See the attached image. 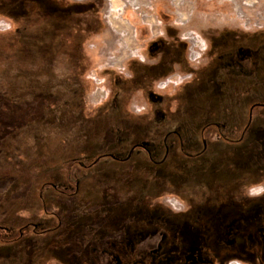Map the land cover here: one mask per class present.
I'll list each match as a JSON object with an SVG mask.
<instances>
[{
    "label": "rangeland",
    "instance_id": "1",
    "mask_svg": "<svg viewBox=\"0 0 264 264\" xmlns=\"http://www.w3.org/2000/svg\"><path fill=\"white\" fill-rule=\"evenodd\" d=\"M258 102L264 0H0V264H264Z\"/></svg>",
    "mask_w": 264,
    "mask_h": 264
},
{
    "label": "flooded vegetation",
    "instance_id": "2",
    "mask_svg": "<svg viewBox=\"0 0 264 264\" xmlns=\"http://www.w3.org/2000/svg\"><path fill=\"white\" fill-rule=\"evenodd\" d=\"M158 43L157 40H151L150 41V45L148 47H152L153 45H156ZM149 44V43H148ZM147 47V48H148ZM256 105L258 104H262L264 105L263 102H258L255 103ZM143 148H145L143 146ZM147 150V149H146ZM153 162H157L159 163V161H153ZM158 225V224H157ZM34 226H37L36 224H34ZM161 230L159 231H146V229L144 230V232H140V235L137 236V234H135L138 238L136 239V237H133L132 235L130 236V240L135 241L136 242V249L134 250V254H135V260L136 263L134 264H154V258L157 256H159L160 254H162L163 252H165V249H167L165 247V243H164V239H163V235H165L166 232V226L165 225H158ZM179 231L183 230V226H185L184 224H180L179 223ZM182 226V227H181ZM195 224H192L191 227H195ZM115 225H100L99 228L97 229H93L92 231H95L96 233H98L96 236H101V234H105V232H107V234L112 235ZM175 228V227H174ZM35 230V229H34ZM103 234V235H104ZM21 235V229L20 227H18V236ZM264 239V238H263ZM19 239H15L13 240V242L17 241ZM11 242V241H10ZM100 242V241H97ZM116 239H112L109 238L107 241V244H116ZM122 244L124 243L123 246H126V242H124V240L121 241ZM152 242V243H151ZM206 240L205 242L202 241V250L200 252H197L195 250V243L191 242L189 240H182L180 239V237L178 236V240L176 241V247L177 248H182L181 250L177 249V253L178 255H181L183 253V260L182 262L178 263V264H215V259L212 255L208 254L205 252V249H203L206 245ZM126 243V244H125ZM97 244V243H96ZM131 244H133L131 242ZM170 245V243L168 242L166 244V246L168 247ZM120 255V256H119ZM98 262L97 264H132V262L130 263V261L128 260V257L125 255L123 256V254H119L116 251H111V249L108 250H100L99 254L97 256ZM153 260V261H151ZM159 264V263H157ZM165 264V263H162ZM177 264V263H176Z\"/></svg>",
    "mask_w": 264,
    "mask_h": 264
},
{
    "label": "clouds",
    "instance_id": "3",
    "mask_svg": "<svg viewBox=\"0 0 264 264\" xmlns=\"http://www.w3.org/2000/svg\"><path fill=\"white\" fill-rule=\"evenodd\" d=\"M5 27H10V25H5ZM246 194L249 197H257L260 195H264V182H258L256 184H252L247 186ZM231 264V262H230ZM235 264H239V262H235Z\"/></svg>",
    "mask_w": 264,
    "mask_h": 264
},
{
    "label": "trees",
    "instance_id": "4",
    "mask_svg": "<svg viewBox=\"0 0 264 264\" xmlns=\"http://www.w3.org/2000/svg\"><path fill=\"white\" fill-rule=\"evenodd\" d=\"M256 105V104H255ZM258 105H262V104H258ZM17 238V237H16ZM16 238H10L9 240H6V241H13L15 240Z\"/></svg>",
    "mask_w": 264,
    "mask_h": 264
}]
</instances>
